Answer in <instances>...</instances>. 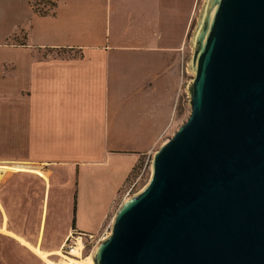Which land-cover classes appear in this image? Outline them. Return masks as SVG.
<instances>
[{
	"label": "crops",
	"instance_id": "0c3cea01",
	"mask_svg": "<svg viewBox=\"0 0 264 264\" xmlns=\"http://www.w3.org/2000/svg\"><path fill=\"white\" fill-rule=\"evenodd\" d=\"M52 1L0 0V142L24 145L0 163V238L55 253L98 229L171 123L199 0Z\"/></svg>",
	"mask_w": 264,
	"mask_h": 264
},
{
	"label": "water",
	"instance_id": "95a60500",
	"mask_svg": "<svg viewBox=\"0 0 264 264\" xmlns=\"http://www.w3.org/2000/svg\"><path fill=\"white\" fill-rule=\"evenodd\" d=\"M190 44L189 114L94 264H264V0H204Z\"/></svg>",
	"mask_w": 264,
	"mask_h": 264
},
{
	"label": "rangeland",
	"instance_id": "374dc122",
	"mask_svg": "<svg viewBox=\"0 0 264 264\" xmlns=\"http://www.w3.org/2000/svg\"><path fill=\"white\" fill-rule=\"evenodd\" d=\"M204 0H199V5L196 7L194 11V16L192 20V24L190 25V33L189 38L187 41V48H188V57H184L186 61H188V58L191 57L192 54V45L190 44L191 36L193 33V30L195 28V25L197 24L198 14L200 8H202ZM187 66V65H186ZM191 73V72H189ZM181 100V98H180ZM3 112L6 111L8 108L7 104L2 105ZM190 111V104L188 102V94L186 91L183 92L182 100L180 101L179 105L175 108V112L173 114L171 123L167 125V127L161 132L160 135L153 138L151 142L150 148L141 156V170L143 169V173L141 174L139 180L134 185L133 189L130 191V193H125L126 189L130 187L132 182L129 185H125L121 188H119L113 195L112 200L110 201V204L107 206L106 211L103 214L102 221H100L98 229L94 232H87V233H78L76 229L72 228L70 230L71 235L68 237V239L63 243L60 250L65 253L66 255H70L69 253L73 249H79V241L83 242V248H82V255L89 257L92 255L94 248L96 245L105 238L111 231V222H113L114 214L118 208L119 205L124 201L125 198L131 196L132 194L136 193L141 189L146 183L149 178V175L151 173L150 169V162L151 158L154 154V151L159 147V145L167 140L168 137H170L174 130L177 128L178 124H181L184 120H186L188 114ZM3 138V137H2ZM125 142L124 139H120V141H114V143H120L123 146H128L127 144L123 143ZM23 144H13L12 143H4L0 142V163H4V160H6L8 156H17L23 153ZM76 152L75 155L79 158H87L89 156L96 155V152L94 149L89 148L88 146H77L75 148ZM116 152L126 153L129 151L124 150H116ZM130 153V152H129ZM147 160V161H146ZM146 162V163H145ZM148 166L147 168L144 166ZM134 178V176H130ZM128 179V180H130ZM72 191V190H71ZM94 192V191H93ZM92 193V191H91ZM63 211L59 210L60 214V222H63ZM63 230V228H61ZM2 242V248L1 250L5 251V254L0 256V264H39L41 261L36 257V255L29 251L25 246L19 245L13 240H10L9 238H0V243ZM71 257V255H70ZM73 257V256H72ZM50 258H52L54 261L60 264H66L68 263V260L63 258L62 256L53 255ZM44 264H47L43 260Z\"/></svg>",
	"mask_w": 264,
	"mask_h": 264
},
{
	"label": "bare ground",
	"instance_id": "6f19581e",
	"mask_svg": "<svg viewBox=\"0 0 264 264\" xmlns=\"http://www.w3.org/2000/svg\"><path fill=\"white\" fill-rule=\"evenodd\" d=\"M22 242L27 245L33 252L36 253V255L44 260L47 264H60L57 263L56 261H54L52 258H50V255H58V256H62L63 258L68 260V263L66 264H94L93 263V259L92 256L86 257L84 255H82V248H83V242L79 241V245L80 248L79 249H73L69 254L71 255H66L65 253H63L61 250L57 251L55 253L52 252H47L44 251L41 246H37V245H32L27 241L22 240ZM73 256V257H72Z\"/></svg>",
	"mask_w": 264,
	"mask_h": 264
},
{
	"label": "trees",
	"instance_id": "16d2710c",
	"mask_svg": "<svg viewBox=\"0 0 264 264\" xmlns=\"http://www.w3.org/2000/svg\"><path fill=\"white\" fill-rule=\"evenodd\" d=\"M41 2V1H40ZM36 3H39V2H36ZM36 3H32L34 8L37 9V7H35V4ZM55 2L52 1V0H42V3H41V7L40 9H38V11L41 13V14H45V13H48L49 12V9H52L53 6H54ZM74 197H75V194H74ZM74 211V210H73ZM74 220V218H73ZM73 222V221H72ZM74 227V226H72ZM78 233H83L82 231H77Z\"/></svg>",
	"mask_w": 264,
	"mask_h": 264
},
{
	"label": "built area",
	"instance_id": "2783aa9c",
	"mask_svg": "<svg viewBox=\"0 0 264 264\" xmlns=\"http://www.w3.org/2000/svg\"><path fill=\"white\" fill-rule=\"evenodd\" d=\"M142 173H143V169L135 176L134 181L132 182V184L130 185V187L128 189H126L125 193H128V194L130 193V191L133 189L134 185L139 180V178H140V176H141Z\"/></svg>",
	"mask_w": 264,
	"mask_h": 264
}]
</instances>
